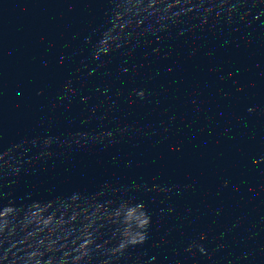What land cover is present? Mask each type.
I'll return each mask as SVG.
<instances>
[{"label":"water","instance_id":"95a60500","mask_svg":"<svg viewBox=\"0 0 264 264\" xmlns=\"http://www.w3.org/2000/svg\"><path fill=\"white\" fill-rule=\"evenodd\" d=\"M179 0H0V90L51 70Z\"/></svg>","mask_w":264,"mask_h":264}]
</instances>
